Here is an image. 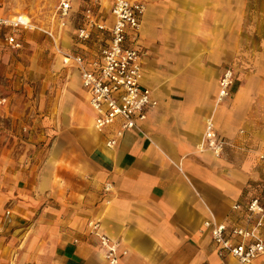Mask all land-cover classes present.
Returning a JSON list of instances; mask_svg holds the SVG:
<instances>
[{"label":"crops","instance_id":"1","mask_svg":"<svg viewBox=\"0 0 264 264\" xmlns=\"http://www.w3.org/2000/svg\"><path fill=\"white\" fill-rule=\"evenodd\" d=\"M129 1L146 6L142 85L158 106L141 132L117 137L121 119L99 132L80 71L60 57L68 81L43 122L47 147L16 159L0 148V264H109L101 234L119 264H239L220 255L206 223L244 226L245 206H264V0ZM111 8L96 9L97 21L112 23ZM67 23L59 48L92 69L107 34L82 43ZM210 119L225 142L219 158L201 148Z\"/></svg>","mask_w":264,"mask_h":264},{"label":"built area","instance_id":"2","mask_svg":"<svg viewBox=\"0 0 264 264\" xmlns=\"http://www.w3.org/2000/svg\"><path fill=\"white\" fill-rule=\"evenodd\" d=\"M74 0H63L60 5V17L65 25L71 15ZM146 6L129 0H115L111 8L112 23L98 22L92 9L85 11V23L77 30V38L85 43L93 38V30L107 34L103 40L99 56L88 68L81 55L63 54L66 66L75 65L81 74V83L90 94V106L97 115L96 128L103 132L118 119L122 125L116 136L122 137L126 132H141V123L145 122L151 110L158 106L153 92L142 85L143 62L145 53L140 47V35ZM30 20L25 16L3 17L0 15V33L9 30L5 36L6 43L15 49L21 47L16 33L32 29ZM50 36H52L50 34ZM101 42V41H100ZM108 42V43H107ZM102 44V42H101ZM234 83L233 69H227L219 82L218 101L230 96ZM6 99L0 100V105ZM117 145L116 139L107 142L109 148ZM225 142L217 133L213 119L207 123L201 145L203 151H210L217 158L221 157ZM241 210V205H235ZM244 226L228 229L225 225L206 223L211 228V236L220 248V255H231L239 264H252L264 255V240L261 230L264 227V206L259 199L251 200L245 206ZM90 227L99 232V223H90ZM101 246L106 250L109 264H119L117 244L104 234L99 235ZM239 239V242H234Z\"/></svg>","mask_w":264,"mask_h":264},{"label":"rangeland","instance_id":"3","mask_svg":"<svg viewBox=\"0 0 264 264\" xmlns=\"http://www.w3.org/2000/svg\"><path fill=\"white\" fill-rule=\"evenodd\" d=\"M62 1L0 0L1 16H25L33 27L16 33L21 43L18 49L6 43L9 30L0 33V48H3L0 52V98L6 99L0 105V148L2 152L12 153L9 159H16V153L23 149L38 151L47 147L44 137L50 136L51 126L43 122L46 119L48 123L49 115L52 119L56 115L52 103L62 98L60 85L68 81L61 75L59 66L64 53L58 46V38L68 24L67 20L63 25L60 17ZM112 1L74 0L70 15L72 28L78 29L85 23L87 9L93 10L95 18L96 9L102 6L107 10L105 13L109 12ZM53 86L58 89L52 91Z\"/></svg>","mask_w":264,"mask_h":264},{"label":"bare ground","instance_id":"4","mask_svg":"<svg viewBox=\"0 0 264 264\" xmlns=\"http://www.w3.org/2000/svg\"><path fill=\"white\" fill-rule=\"evenodd\" d=\"M146 11H147V10H146ZM95 124H96V122H95ZM94 127H95V129H97L95 125H94Z\"/></svg>","mask_w":264,"mask_h":264}]
</instances>
